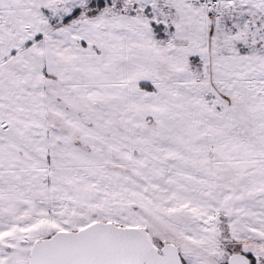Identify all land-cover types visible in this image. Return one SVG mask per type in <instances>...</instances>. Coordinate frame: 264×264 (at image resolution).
<instances>
[{"label": "snow or ice", "instance_id": "obj_1", "mask_svg": "<svg viewBox=\"0 0 264 264\" xmlns=\"http://www.w3.org/2000/svg\"><path fill=\"white\" fill-rule=\"evenodd\" d=\"M0 264H264V0H0Z\"/></svg>", "mask_w": 264, "mask_h": 264}]
</instances>
